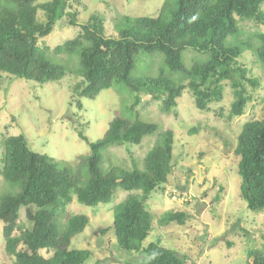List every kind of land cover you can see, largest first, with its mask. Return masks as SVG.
Segmentation results:
<instances>
[{"label": "trees", "instance_id": "1", "mask_svg": "<svg viewBox=\"0 0 264 264\" xmlns=\"http://www.w3.org/2000/svg\"><path fill=\"white\" fill-rule=\"evenodd\" d=\"M263 3L264 0H164L155 17L124 16L117 37L106 36L98 16L91 15L79 25L80 33L52 49L55 54L77 57V67L71 69L50 61L48 46L37 43L64 16L69 17L70 25H78L75 12L66 11L69 0H0V73L39 85L76 74L81 79L75 85L79 96L93 98L118 84L134 93L130 108L141 102L142 94H147L160 99L166 112L176 106L185 88L191 92L197 109H208L210 103L222 100V82L226 80L233 94L229 116H240L249 99L243 81L252 86L257 81L247 76L237 58L251 51L264 69V33L240 39L236 16L264 24ZM38 11L43 12L44 21L38 20ZM188 47L206 56L202 60L193 58L187 68L183 51ZM139 52L162 55L163 67L157 75H132ZM165 68L181 73L186 84L169 77ZM157 128L155 122L144 121L135 112L134 119L114 117L104 135L95 141L77 131L89 148L80 164L88 175L83 183L76 175L79 172L73 174L61 161L30 149L23 134L4 138L1 175L14 191L0 195V221L4 252L13 257L12 264L84 263L91 251L70 245L88 224V217L73 214L64 223L59 218L73 193L79 203L96 206L111 202L118 189L129 194L113 208L116 245L142 255L121 264H196L158 242L143 245L151 232L146 200L167 182L173 169V132L166 129L159 134L142 167L133 158L128 169L102 166L103 153L109 146L139 145ZM234 153L239 157L240 197L248 209L264 210V118L243 124ZM20 208H24L30 227L19 226ZM185 218V212L168 211L161 220L183 224ZM41 250L50 254L44 256ZM247 259V264H264V249L248 250Z\"/></svg>", "mask_w": 264, "mask_h": 264}, {"label": "rangeland", "instance_id": "2", "mask_svg": "<svg viewBox=\"0 0 264 264\" xmlns=\"http://www.w3.org/2000/svg\"><path fill=\"white\" fill-rule=\"evenodd\" d=\"M47 0H39L43 2ZM164 0H69L66 11L75 12L78 25H70L69 17L58 20L53 30L39 38L40 47L48 46V59L55 63L77 67V57L55 54L53 47L80 33V24L91 15L98 16L106 36L117 37L124 16L155 17ZM264 11V3L261 6ZM37 18L44 21L42 11ZM240 39L247 40L256 33H264V24L236 16ZM233 41V40H230ZM255 44L256 39H252ZM195 53V54H194ZM206 54L191 48L183 51L188 68L192 59L202 60ZM193 59V60H194ZM238 65L247 70V76L257 81L256 86L243 81L249 99L240 116H229L233 100L228 81H223V98L212 102L208 109L199 110L188 88L177 98L176 106L166 112L162 101L142 94L141 102L130 108L134 93L115 84L93 98L79 96L75 85L80 82L76 74L39 85L32 81L0 73V195L14 191L1 175L2 141L10 135L23 134L33 151L46 154L68 166L83 183L88 177L86 167L80 165L89 152L80 139L81 131L88 140L101 138L110 121L121 115L134 119L135 112L144 121L155 122L157 131L146 136L139 145L109 146L103 153L102 166L131 167V158L142 167L143 159L159 134L170 129L174 134L172 165L168 180L153 191L146 200L151 216V232L143 245L151 241L174 250L196 264H247L250 249H264V210L252 211L240 197L241 178L238 174L239 157L234 150L243 124L251 119L264 118V69L251 51L237 58ZM163 67L162 55L139 52L135 56L133 76H155ZM165 73L176 82L186 84L179 72ZM81 175L82 179L80 178ZM137 193V192H135ZM129 192L118 189L111 202L87 206L76 200L67 203L60 223L67 216L84 214L88 224L73 237L71 248L88 249L91 256L82 264H121L136 261L141 254L126 252L116 245L113 229V208ZM168 211L186 213L183 224L165 222L162 215ZM19 226L30 227L19 211ZM44 256L50 253L40 251ZM13 257L4 252L2 222L0 221V264H12Z\"/></svg>", "mask_w": 264, "mask_h": 264}]
</instances>
